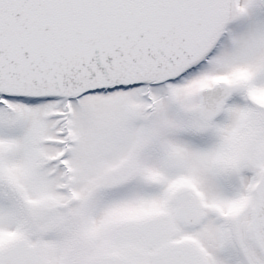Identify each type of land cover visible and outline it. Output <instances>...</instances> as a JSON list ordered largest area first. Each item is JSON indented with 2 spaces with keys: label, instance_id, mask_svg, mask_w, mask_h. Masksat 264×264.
<instances>
[{
  "label": "snow or ice",
  "instance_id": "obj_1",
  "mask_svg": "<svg viewBox=\"0 0 264 264\" xmlns=\"http://www.w3.org/2000/svg\"><path fill=\"white\" fill-rule=\"evenodd\" d=\"M0 264H264V0H0Z\"/></svg>",
  "mask_w": 264,
  "mask_h": 264
}]
</instances>
